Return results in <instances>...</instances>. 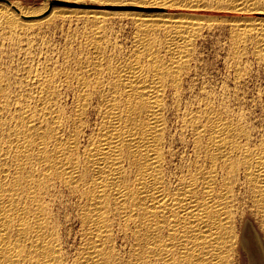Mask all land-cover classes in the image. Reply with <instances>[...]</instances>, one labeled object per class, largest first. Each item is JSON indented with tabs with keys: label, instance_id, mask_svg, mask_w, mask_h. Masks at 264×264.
<instances>
[{
	"label": "bare ground",
	"instance_id": "6f19581e",
	"mask_svg": "<svg viewBox=\"0 0 264 264\" xmlns=\"http://www.w3.org/2000/svg\"><path fill=\"white\" fill-rule=\"evenodd\" d=\"M8 3L0 27L24 30L33 13ZM204 23L140 19L122 65L105 57L103 35L90 37L94 58L71 104L56 72L11 77L0 66V264H264V119L254 111L264 106V18L231 22L234 89L221 99L193 79Z\"/></svg>",
	"mask_w": 264,
	"mask_h": 264
},
{
	"label": "rangeland",
	"instance_id": "374dc122",
	"mask_svg": "<svg viewBox=\"0 0 264 264\" xmlns=\"http://www.w3.org/2000/svg\"><path fill=\"white\" fill-rule=\"evenodd\" d=\"M7 1L16 5L19 4L28 11L30 10L33 16L30 15L28 18H22L28 27L25 26L24 30L21 29L17 33H15V31L10 34V31H8L10 32L8 33L7 29H4V31L3 28L0 27V66L3 65L2 67L5 68L6 72L11 77L14 73L17 74V76L14 74L13 77H19V75L26 73L29 68L38 70L36 72L39 73L40 76H38L41 79L45 78L47 74H54L56 72L53 75V80L55 79L54 83L59 80L55 84H58V87L61 86V89L59 88L60 92H62V97H65L62 101L66 102V104H71L73 102L74 93L82 84L79 81H82L83 76L86 77L87 73H89V68L85 64L89 63V61H92L94 58L92 51L87 48V43L91 38L103 35L100 39H103V43H107L104 44V46L106 45L105 48L107 47L105 54L108 55L105 57L108 59L110 58L111 61L117 59L115 63H112L115 65L129 58L128 56H130L129 54L132 46L131 42L137 31L138 21L148 16L158 17L161 15L197 16L201 18V21L205 22L204 25L207 26V28L205 26L204 28L202 27V34L200 33V37L196 39V48L198 50L196 54L197 58H200L201 67L198 69L199 72L192 71L193 74L198 72L197 75H192L194 76V81L197 80L196 83L198 81L200 82L197 83L198 85L202 83L200 86L204 85L203 87H206L205 89H207L208 95L221 99L224 94L227 93L225 89L227 90L229 88V93H232L231 91L234 89L233 72L228 66V64H231L228 55V50L232 43L230 33L228 34L231 22H233L234 19L247 21L251 18H264V9L263 11L261 10L264 8V0H246L247 3L249 2V5L252 4L251 6L259 8V12H235L228 8L230 4H227L228 2L226 0H203V5L209 7L203 6L199 9L192 10H187L186 8H173L170 6L162 7L161 2L163 0H0V5L5 4L10 6ZM218 3L219 5H217ZM224 5L225 7H223ZM218 7H220V10ZM11 8L13 9L12 6ZM51 8L56 11L57 14L59 13L58 16L60 17L48 21L45 18L52 10ZM207 19L209 20L207 21ZM31 24L35 26H29ZM86 48L90 52H88ZM110 53L113 56H111ZM90 55H93V57ZM85 57L86 59H84ZM79 59L81 61L75 63L79 61ZM79 63L83 65L78 67L80 66ZM119 64L122 65L123 62L118 63V65ZM251 66V72H253L252 74L255 76L251 78L252 80L250 79L249 84L251 86L250 88H253L254 84H260L261 78L259 74L257 75L256 68L254 69L255 65H253L254 67ZM80 68H82V70ZM86 68L88 69L85 72L84 70H86ZM50 69L55 71H50ZM111 70L112 69L103 71L102 79L104 82H107L105 80L109 82L112 81L111 79H114V71L110 72ZM43 71H45V73H43ZM63 71L70 73V75L65 73V75H69V77L64 75L66 80L64 79ZM58 73H60V76ZM66 84H69V89ZM76 86L78 87L76 88ZM249 90L251 91L247 89V95L250 93L252 95L253 89ZM69 91L71 93L73 92V95ZM221 91L224 93L222 94ZM246 221H250L253 226H256L251 218H245L244 222ZM241 264L246 263L243 261Z\"/></svg>",
	"mask_w": 264,
	"mask_h": 264
},
{
	"label": "snow or ice",
	"instance_id": "6c2138e0",
	"mask_svg": "<svg viewBox=\"0 0 264 264\" xmlns=\"http://www.w3.org/2000/svg\"><path fill=\"white\" fill-rule=\"evenodd\" d=\"M254 111L260 119H264V106L258 105L257 109H254Z\"/></svg>",
	"mask_w": 264,
	"mask_h": 264
},
{
	"label": "water",
	"instance_id": "95a60500",
	"mask_svg": "<svg viewBox=\"0 0 264 264\" xmlns=\"http://www.w3.org/2000/svg\"><path fill=\"white\" fill-rule=\"evenodd\" d=\"M9 1H7V3H8Z\"/></svg>",
	"mask_w": 264,
	"mask_h": 264
}]
</instances>
